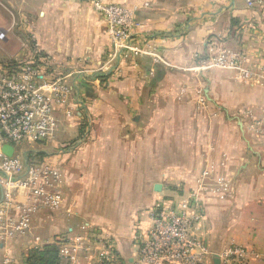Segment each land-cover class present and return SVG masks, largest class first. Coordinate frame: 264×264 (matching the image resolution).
<instances>
[{
  "label": "crops",
  "instance_id": "crops-1",
  "mask_svg": "<svg viewBox=\"0 0 264 264\" xmlns=\"http://www.w3.org/2000/svg\"><path fill=\"white\" fill-rule=\"evenodd\" d=\"M115 1L138 7L139 35L156 57H120L85 0H0V28L13 18L8 27L21 35L14 54L26 59L32 37L73 73L72 100L47 142L73 141V150L44 155L63 172L62 206L34 214L24 234H0V264H27L32 248L62 239L89 251L60 264H93L102 252L94 229L134 264L152 209L180 189L202 196L211 251L233 241L254 251L250 264H264V0ZM222 54L236 65H216Z\"/></svg>",
  "mask_w": 264,
  "mask_h": 264
},
{
  "label": "built area",
  "instance_id": "built-area-1",
  "mask_svg": "<svg viewBox=\"0 0 264 264\" xmlns=\"http://www.w3.org/2000/svg\"><path fill=\"white\" fill-rule=\"evenodd\" d=\"M85 1L103 20L107 35L124 60L158 55L156 44L139 35L142 25L136 19V5L130 8L115 0ZM246 2L254 5V0ZM32 40L26 59L0 63V234L8 238L26 233L34 214L56 211L63 203L62 170L31 148L53 140L57 111L72 100L69 79L73 73L56 68L36 39ZM215 63L235 66L236 58L222 54ZM245 75L249 77L250 72ZM5 146L14 148L11 155ZM208 174L205 170L203 178ZM177 192L152 209L150 227L138 236L134 264H204L210 256H217L223 264H250L255 253L243 244L231 241L220 253L211 251L203 234L206 208L202 196L195 189ZM9 209H14V214ZM93 235L92 243L102 247L93 264H124L112 235L101 229H94ZM59 245L61 257L73 261L80 250L89 251L88 245H68L63 239Z\"/></svg>",
  "mask_w": 264,
  "mask_h": 264
},
{
  "label": "rangeland",
  "instance_id": "rangeland-1",
  "mask_svg": "<svg viewBox=\"0 0 264 264\" xmlns=\"http://www.w3.org/2000/svg\"><path fill=\"white\" fill-rule=\"evenodd\" d=\"M6 19H7V23L8 22H10L11 21V23H9L8 25H7V28L5 27H1L0 28V63L1 62H4V60H6V59H9V58H13V59H15V58H17V59H19V57L20 56H16L14 53L16 52V50H17V45H15L17 42H20L21 43V35H19V36H15V35H13L12 33L13 32H11L10 31V29H9V27L12 25V23H13V18L12 19H10V18H8V17H6ZM11 24V25H10ZM10 25V26H9ZM9 26V27H8ZM4 30H5V32H4ZM11 35V37H13V39L10 41V43L9 42H5V39L7 38L8 39V37ZM29 48L31 47V45H32V43H34L33 42V40H32V37H30L29 38ZM28 48V49H29ZM29 52V51H28ZM15 55V56H14ZM23 55V54H22ZM22 55H21V57H22ZM15 57V58H14ZM11 60V59H10ZM55 137L56 136H54V140H55ZM58 144H56V146H51L50 147V145L48 144V143H46V144H41V145H33L32 146V150H33V153H35V154H37V155H41L42 157H44V155L46 156V155H48V153H51V154H54V153H56V150H57V152H59V154H61V153H65L64 151L66 150V149H68V148H70L71 150L70 151H72L73 149H72V145H73V141H69V143L68 144H66V145H58ZM48 148H54V150L55 151H53V152H50L51 150H47ZM50 154V155H51Z\"/></svg>",
  "mask_w": 264,
  "mask_h": 264
},
{
  "label": "trees",
  "instance_id": "trees-1",
  "mask_svg": "<svg viewBox=\"0 0 264 264\" xmlns=\"http://www.w3.org/2000/svg\"><path fill=\"white\" fill-rule=\"evenodd\" d=\"M61 254L58 242L32 248L27 257V264H60Z\"/></svg>",
  "mask_w": 264,
  "mask_h": 264
},
{
  "label": "water",
  "instance_id": "water-1",
  "mask_svg": "<svg viewBox=\"0 0 264 264\" xmlns=\"http://www.w3.org/2000/svg\"><path fill=\"white\" fill-rule=\"evenodd\" d=\"M13 149L14 148L12 146H5V148H4V150L6 151V153L8 155H11L13 153ZM159 188H160V185H158L157 189H159Z\"/></svg>",
  "mask_w": 264,
  "mask_h": 264
}]
</instances>
